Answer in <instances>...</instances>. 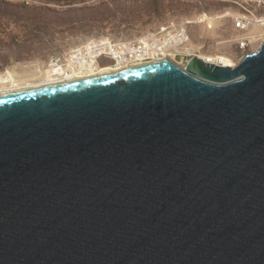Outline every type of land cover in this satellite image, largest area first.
<instances>
[{
  "label": "water",
  "instance_id": "95a60500",
  "mask_svg": "<svg viewBox=\"0 0 264 264\" xmlns=\"http://www.w3.org/2000/svg\"><path fill=\"white\" fill-rule=\"evenodd\" d=\"M0 264H264V44L0 95Z\"/></svg>",
  "mask_w": 264,
  "mask_h": 264
},
{
  "label": "rangeland",
  "instance_id": "374dc122",
  "mask_svg": "<svg viewBox=\"0 0 264 264\" xmlns=\"http://www.w3.org/2000/svg\"><path fill=\"white\" fill-rule=\"evenodd\" d=\"M238 16L264 20V0H0V78L23 87L71 49L137 42L171 23L185 24L192 54L235 67L264 44V25L237 31ZM242 38L252 42L246 50L236 42ZM187 60L175 63L184 69Z\"/></svg>",
  "mask_w": 264,
  "mask_h": 264
},
{
  "label": "built area",
  "instance_id": "2783aa9c",
  "mask_svg": "<svg viewBox=\"0 0 264 264\" xmlns=\"http://www.w3.org/2000/svg\"><path fill=\"white\" fill-rule=\"evenodd\" d=\"M258 23H261L263 26L264 20H251L247 17L238 16L234 19V28L237 31L243 32L252 26L260 25ZM189 40L185 24L175 25L171 23L165 27H161L156 32L146 34L140 41L133 43L117 45L103 40L86 43L80 47L71 49L64 56L51 58L48 63V71L51 70L52 74H55L54 76L59 78H67L73 74L82 77L85 74L92 73V70L100 66L128 65L136 62L135 57L140 53L145 56L140 58V60L153 62L151 52H155L156 60H166L178 67L175 63L177 57L188 59L185 62L186 65L191 58L195 57L192 55L189 47ZM236 42L239 44L241 50H246L252 43L246 38L237 39ZM162 50L165 51L164 54ZM143 52L148 53L143 54Z\"/></svg>",
  "mask_w": 264,
  "mask_h": 264
},
{
  "label": "bare ground",
  "instance_id": "6f19581e",
  "mask_svg": "<svg viewBox=\"0 0 264 264\" xmlns=\"http://www.w3.org/2000/svg\"><path fill=\"white\" fill-rule=\"evenodd\" d=\"M119 45V44H117ZM163 54H164V50H162ZM148 52H143V54H147ZM151 55L153 56V62L159 61L155 59V52H151ZM193 56L202 59L203 61L210 63V64H216L218 66H222V67H232V64H230L229 62H227L224 59H216L214 57H207V56H200V55H196V54H192ZM145 57L144 55H142L141 53L139 55H137L135 57V59L137 60L136 62H132L128 65H124V64H115V65H104V66H100L97 67V69L92 70V73H88L85 75H79L82 77H78V75L73 74L67 78H59V77H55V74H52V71H48L46 70L41 78V81H37V82H33L30 83L26 86L23 87H18V86H8V81L6 79L0 78V95H3L7 92H12V91H21V90H27L31 91V88H39V87H44V86H49V85H53L56 83H60L63 81H68V80H74V79H90L93 78L95 76H98L100 74H105V73H119L122 71H125L127 69L139 66V65H143V64H147V63H151V62H144L143 60H140V58ZM51 60V59H50ZM49 60V61H50ZM163 61V60H160ZM49 63V62H48ZM47 67H49V65L47 64ZM11 81V80H10ZM11 83V82H10ZM1 85H3V87H1Z\"/></svg>",
  "mask_w": 264,
  "mask_h": 264
}]
</instances>
